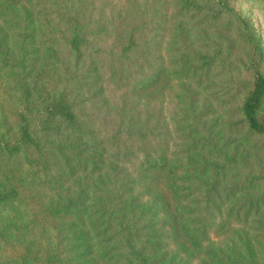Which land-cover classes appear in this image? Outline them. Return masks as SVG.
Wrapping results in <instances>:
<instances>
[{"label":"rangeland","instance_id":"obj_1","mask_svg":"<svg viewBox=\"0 0 264 264\" xmlns=\"http://www.w3.org/2000/svg\"><path fill=\"white\" fill-rule=\"evenodd\" d=\"M72 1L90 4L86 10L103 25L104 34L89 40V49H82L83 62L74 68L65 55L45 59L37 54L35 82L47 94L67 90L77 114L97 140L109 137L123 101L127 115L135 110L150 111L151 126L153 118L161 120L168 135L165 154L170 161L164 169L154 165L144 178L163 194H168L166 188L173 181L182 186L184 216L189 221L180 241L177 234L169 236L170 264H264V135L250 132L241 113L254 67L264 74V55L252 57L253 45L245 42L240 23L247 25L253 44L264 54V0ZM222 1L233 14H228ZM10 2L0 0V10ZM156 24L157 29H149ZM130 32L141 38L144 49L149 45L143 38L156 36L152 56L161 58L159 64L169 70L166 81L164 73L157 72V79L143 94L131 92V83L111 78L110 66L125 68L128 62L116 60L121 44L114 39ZM13 86L0 71L2 148L17 138L18 99ZM31 116L27 123L37 128V116ZM38 137L42 154H51L46 166L42 159L33 162V154L0 152V191L17 192L0 203V264L57 262L61 239L58 220L48 209L51 198L59 192H74L75 181L90 188L99 173L105 174L102 168L90 175L88 163L83 171L82 165L74 166L75 178L68 177L65 173L75 161L73 150H63V156L50 151L60 138L55 131ZM102 146L107 151V145ZM88 150L97 155L101 152L99 146ZM65 161H69L67 165ZM115 166V172L126 169L135 178V158L114 161ZM142 182L136 183V189ZM85 194L90 197L93 191ZM193 236L198 238L196 243ZM179 242L183 250L178 248ZM93 259L94 264H105L95 250Z\"/></svg>","mask_w":264,"mask_h":264},{"label":"trees","instance_id":"obj_2","mask_svg":"<svg viewBox=\"0 0 264 264\" xmlns=\"http://www.w3.org/2000/svg\"><path fill=\"white\" fill-rule=\"evenodd\" d=\"M56 1L41 0L22 6L21 0H12L0 10V71L13 81V91L18 99L15 114L17 138L13 142H5L0 152L33 154V162L42 159L46 166L51 154H42L38 134L45 133L47 136L55 131L60 138L53 142L50 151L54 150L60 156H63V150L74 152L72 158L76 162L66 171L68 177L75 178L74 166L82 165L83 171L90 163V175H97L104 168L105 174L99 173L90 188H84L75 181L72 185L74 192H59L51 198L48 209L58 220L56 228L61 239L59 256L54 264H94L93 250L105 264L117 260L120 264H170L167 250L169 236L177 234L180 241V235L188 229L189 221L184 216L186 207L182 186L173 181L166 188L168 194H163L152 187L146 176L144 178L154 165L164 169L170 161L165 154L168 153V135L162 128L161 120L153 118L151 126L150 111L146 114L135 110L134 114L127 115L128 108L123 101L116 114L113 131L106 139L97 140L94 132L77 114L67 90L58 95L47 94L44 86L35 82V75H38L33 67L40 61L37 54L44 55L45 59L65 55L69 67L74 68L83 62L85 52L82 49H89V40L104 34L103 25L86 10L89 3ZM223 7L228 14H233L224 2ZM240 23H243L245 42L253 45L252 57L261 58L264 55L262 49L253 44L247 25L242 21ZM157 24L149 29H157ZM143 39L149 45L147 49L140 43L141 38H136L132 32L117 36L114 40L121 44V50L116 60L128 62L125 68L120 67L122 69L110 66V71H114L111 78L131 83V92L138 94L146 92L145 89L157 79V72L164 73L165 81L169 76V70L159 64L161 58L157 57V62L152 56L156 53L151 52L152 45L158 40L156 36ZM154 62L158 63L156 69L152 67ZM263 98L264 74L256 66L251 89L241 106L247 128L256 135H264ZM31 115L37 116V128H30L27 123ZM54 144L57 145L53 147ZM102 144L107 145V151ZM91 146H99L101 152L98 155L94 150L90 152L88 149ZM128 157L136 159L135 178L126 169L115 172L114 161L128 160ZM65 162L67 165L69 161ZM142 180L144 182L136 189V183ZM89 189L93 191L90 197L85 196L91 191ZM14 194L17 195L15 189L0 191V203ZM197 239L192 237L195 243ZM178 248L183 250L184 246L179 242Z\"/></svg>","mask_w":264,"mask_h":264}]
</instances>
